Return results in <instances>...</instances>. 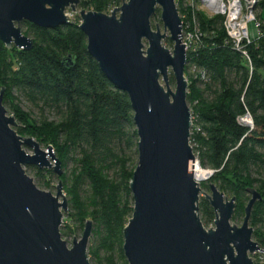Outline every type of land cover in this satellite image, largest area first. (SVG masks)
<instances>
[{"label": "water", "instance_id": "water-1", "mask_svg": "<svg viewBox=\"0 0 264 264\" xmlns=\"http://www.w3.org/2000/svg\"><path fill=\"white\" fill-rule=\"evenodd\" d=\"M82 0H0V39L8 47L29 51L34 39L22 22L56 28L71 22V10L81 18L88 51L107 78L131 101L139 136V161L130 189L134 211L124 229L129 264H255L264 252L254 239L253 209L264 201L255 188L241 226L233 223L237 198H229L210 183L205 197L214 208V228H206L200 213L202 167L191 145L193 116L185 74L188 47L176 0H123L110 13L81 7ZM161 10L164 32L152 18ZM170 38L173 50L165 44ZM172 73L176 89L170 86ZM163 82V83H162ZM0 92V264H91L89 243L93 221L70 248L61 228L69 202L64 191L62 162L54 147L42 149L33 137L20 135L16 117ZM247 117H251L247 115ZM25 147L33 149L29 154ZM52 169L59 177L57 193L37 186L26 167Z\"/></svg>", "mask_w": 264, "mask_h": 264}, {"label": "trees", "instance_id": "trees-1", "mask_svg": "<svg viewBox=\"0 0 264 264\" xmlns=\"http://www.w3.org/2000/svg\"><path fill=\"white\" fill-rule=\"evenodd\" d=\"M122 2L82 0L81 7L110 13ZM176 2L180 14H187L183 30L194 19L201 30L196 50L188 51L185 69L193 149L202 167L215 171L210 183L237 198L233 220L242 221L251 199L248 188L264 198V24L260 37L246 46L248 58L229 41L222 15L209 17L186 8L185 0ZM259 6L264 9V0ZM260 18L264 19V10ZM80 23L79 14L56 28L22 22L24 33L34 39L29 51L8 48L0 39V91L5 88L4 104L16 117V131L45 147L52 145L62 162L61 179L69 200L62 236L83 230L92 220L90 262L129 264L124 229L134 211L130 183L139 161L134 110L129 96L89 53ZM165 41L173 43L169 37ZM193 67L197 72L190 76ZM170 79L174 81L173 75ZM20 97L44 115L37 118L24 110ZM46 110L57 119L47 117ZM248 114L252 126L240 122ZM36 170L43 187H53L57 174L47 168ZM199 213L205 226L214 223L216 214L206 197L199 201ZM251 225L254 239L264 249V201L256 203Z\"/></svg>", "mask_w": 264, "mask_h": 264}, {"label": "built area", "instance_id": "built-area-1", "mask_svg": "<svg viewBox=\"0 0 264 264\" xmlns=\"http://www.w3.org/2000/svg\"><path fill=\"white\" fill-rule=\"evenodd\" d=\"M203 6L209 14V17L222 15L224 17V25L229 36V41L234 48L243 51L244 55L248 57L246 46L252 43L261 35V25L264 24V19L260 18L263 12V8L259 6L262 0H201ZM258 6L260 10L257 12ZM194 29H191L190 34H185L183 37L184 43H186L188 50H196L197 44L201 39V32L198 28V22L194 19ZM255 22L257 32L253 36L250 23ZM184 35V34H183ZM249 58V57H248ZM203 78L206 79V74L203 73ZM262 254L261 260L255 261L254 256ZM255 264H264V252H257L252 255Z\"/></svg>", "mask_w": 264, "mask_h": 264}, {"label": "rangeland", "instance_id": "rangeland-1", "mask_svg": "<svg viewBox=\"0 0 264 264\" xmlns=\"http://www.w3.org/2000/svg\"><path fill=\"white\" fill-rule=\"evenodd\" d=\"M123 4V2L120 4V5H118L117 7H119V6H121ZM184 5H185V7L187 8V7H193L194 9H197V10H201V11H204V12H206V13H208L209 14V11H207V9H205V7L203 6V4H202V1L201 0H185V2H184ZM177 7H178V4H177ZM179 8V7H178ZM115 9V8H114ZM179 10V9H178ZM260 10V7L258 6V8H257V14H258V11ZM68 13H69V15H70V17H71V19H74L75 18V15L76 14H78V13H74V12H72L71 10H69L68 11ZM180 13V12H179ZM180 16L182 17V20L184 19H186V17H187V14L184 12L182 15L180 14ZM184 20H183V28H184ZM157 23H158V25L160 26V29H161V31L162 32H164V24H163V22H162V20H161V10L159 11V12H157V14L152 18V25H153V28H156V26H157ZM195 23V22H194ZM194 23L192 24L191 22H187L186 23V25H185V27H186V29L187 30H183V37L185 38V34H190L191 33V29H194ZM198 25V28H199V31L201 32V30H200V26H199V23L197 24ZM250 28H251V31H252V34H253V36L254 35H256V32H257V28H256V23L255 22H251L250 23ZM164 44L169 48V49H171V50H173V48H174V42L172 43V44H170V43H168L167 41H165L164 42ZM189 51V50H188ZM197 72V70H196V68H194L193 67V69H191L190 70V72H189V75L190 76H192V75H194L195 76V73ZM186 74V73H185ZM171 76H172V73L170 72V75H169V81L171 80L170 78H171ZM202 76H203V73H202ZM186 77L188 78V76H187V74H186ZM189 81V80H188ZM163 83V82H162ZM170 86H171V88L173 89V90H175L176 89V82H175V80L174 81H170ZM1 92V91H0ZM5 105V104H4ZM20 105L22 106V108L24 109V110H26V111H32V113H33V115L35 116V117H37V118H40V117H42L43 115H42V111L38 108V107H36V106H34V105H32L31 103H29L26 99H24V98H22V97H20ZM190 106V105H189ZM5 108L7 109V111H8V115H13L14 116V114H12V111H11V109L8 107V106H6L5 105ZM45 115L47 116V117H49L50 119H57V115L54 113V112H51V111H48V110H46V112H45ZM249 115V114H248ZM240 122H242L243 124H245V125H248V126H252L253 125V119H252V117H247V116H245V117H242L241 119H240ZM193 129V128H192ZM24 137H29V136H24ZM35 139V138H34ZM36 140V139H35ZM37 141V140H36ZM190 141H191V139H190ZM38 142V141H37ZM39 143V142H38ZM41 145V144H40ZM191 145H192V142H191ZM52 146V145H51ZM194 146L195 147H197V145L194 143ZM41 147H42V149H46L47 147H45V146H43V145H41ZM192 147H193V145H192ZM25 150L29 153V154H34V151H33V149L32 148H30V147H25ZM71 165H70V167H69V169H71ZM205 170H210V169H207V168H204ZM26 171H27V173L34 179V181H35V183L37 184V186L39 187V188H41V189H43V190H46V191H51L54 195H56V193H57V189H56V186L58 185V183H59V177L58 178H54V181L52 182V185H53V187H51V188H49V189H47V188H45V187H43V185L40 183V181H39V178L37 177V175H36V167H30V166H27L26 167ZM211 179V178H210ZM210 179H208V180H204V181H201V187H202V189H203V192H202V194H201V198L202 197H205V194H210L211 195V190H210V187H208V186H210ZM66 194V193H65ZM67 195V194H66ZM229 198H232L230 195H227ZM67 198H68V196H67ZM200 198V199H201ZM68 202H69V200H68ZM65 215H66V213H65ZM244 220V219H243ZM243 220L242 221H240V220H237V221H234L233 220V223H235V224H237L238 226H241L242 225V223H243ZM252 226V225H251ZM215 227V225H214V223H212L211 225H208V226H206V228H208V229H210V228H214ZM254 227V226H253ZM255 229V228H254ZM83 231H84V229L83 230H79V231H76V232H73V233H71V234H68V235H66V236H63V239L68 243V246L71 248L72 246H73V242H74V239H75V237H76V239H81L82 238V236H83ZM61 232H62V230H61ZM90 244V243H89ZM261 257H262V254H257V255H255L254 256V258H255V261L256 260H258V261H260L261 260ZM92 264V263H91Z\"/></svg>", "mask_w": 264, "mask_h": 264}, {"label": "bare ground", "instance_id": "bare-ground-1", "mask_svg": "<svg viewBox=\"0 0 264 264\" xmlns=\"http://www.w3.org/2000/svg\"><path fill=\"white\" fill-rule=\"evenodd\" d=\"M194 171L200 180H204L208 177V172L203 167H199V165H196Z\"/></svg>", "mask_w": 264, "mask_h": 264}]
</instances>
